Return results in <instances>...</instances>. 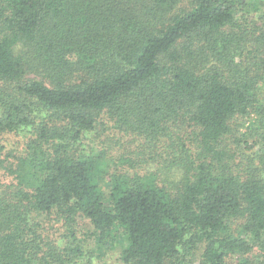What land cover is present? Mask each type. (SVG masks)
Listing matches in <instances>:
<instances>
[{"label": "trees", "instance_id": "1", "mask_svg": "<svg viewBox=\"0 0 264 264\" xmlns=\"http://www.w3.org/2000/svg\"><path fill=\"white\" fill-rule=\"evenodd\" d=\"M0 138V264H264V0H0Z\"/></svg>", "mask_w": 264, "mask_h": 264}, {"label": "rangeland", "instance_id": "2", "mask_svg": "<svg viewBox=\"0 0 264 264\" xmlns=\"http://www.w3.org/2000/svg\"><path fill=\"white\" fill-rule=\"evenodd\" d=\"M4 138H6V141H2V139L0 138V142L2 141V143L5 145L4 150L2 151V158H9L11 162H16V157L17 155H20L23 153V151L21 150L22 145L23 144V137L22 135H9V136H5ZM103 142L107 140V145L111 144L113 145L112 151L114 153H116L117 155H121L122 153L125 154H130L131 151H133L132 149H137L140 144L139 142L136 143H127V139L126 138H121L115 135L114 132H111L109 134L108 137H103ZM99 148L102 147V144L99 143ZM130 147V148H129ZM131 150V151H130ZM112 151L109 152V155L112 156ZM133 153V152H132ZM133 156H135L137 158V155H135L133 153ZM113 165V163H112ZM0 178L4 181V182H10L13 181L12 180V175L8 173L7 169H4L2 167H0ZM100 180L103 184V187L105 189V192L108 191L109 189V185L106 179H104L103 177H100ZM80 232V236L85 238V239H90L89 237H91V239L89 241H91V243H94V239L92 238L91 234V225H89V222L87 220H80L79 225L77 226ZM89 234V235H88ZM110 240L108 241V243L106 244V254L98 257L97 262L100 264H121L118 262L119 258H118V254L119 251L121 250V244L116 242L113 244V246L111 247V243H109Z\"/></svg>", "mask_w": 264, "mask_h": 264}]
</instances>
